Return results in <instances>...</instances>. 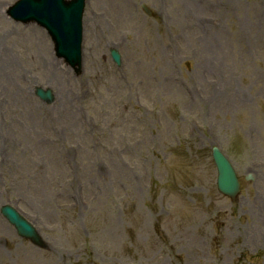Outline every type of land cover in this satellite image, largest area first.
Instances as JSON below:
<instances>
[{"label":"rangeland","instance_id":"rangeland-1","mask_svg":"<svg viewBox=\"0 0 264 264\" xmlns=\"http://www.w3.org/2000/svg\"><path fill=\"white\" fill-rule=\"evenodd\" d=\"M15 1L0 0V264H264V0H87L81 75Z\"/></svg>","mask_w":264,"mask_h":264},{"label":"water","instance_id":"water-1","mask_svg":"<svg viewBox=\"0 0 264 264\" xmlns=\"http://www.w3.org/2000/svg\"><path fill=\"white\" fill-rule=\"evenodd\" d=\"M85 0H22L9 10L11 15L22 21L37 20L50 29L60 57L79 72L82 53V16ZM19 15V13H21ZM113 55L120 60V53L114 49ZM48 102L54 100L52 90L38 89ZM214 158L218 167V187L224 194L235 197L240 191V182L227 157L218 149H214ZM3 213L15 224L19 232L37 243H42L37 231L22 218L11 206H4Z\"/></svg>","mask_w":264,"mask_h":264},{"label":"bare ground","instance_id":"bare-ground-1","mask_svg":"<svg viewBox=\"0 0 264 264\" xmlns=\"http://www.w3.org/2000/svg\"><path fill=\"white\" fill-rule=\"evenodd\" d=\"M92 6H93L92 4H89L87 8H92ZM91 18H92V17L90 16L89 20H90ZM88 26H90V27L93 26V28H94V25H93V24H91V25L88 24ZM91 31H92V30H91ZM9 66H10V65H9Z\"/></svg>","mask_w":264,"mask_h":264}]
</instances>
